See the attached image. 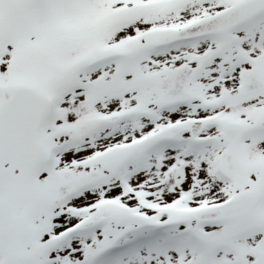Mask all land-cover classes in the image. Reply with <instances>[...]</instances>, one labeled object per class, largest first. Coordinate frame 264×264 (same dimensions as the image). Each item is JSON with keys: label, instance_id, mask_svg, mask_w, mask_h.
I'll return each instance as SVG.
<instances>
[{"label": "snow or ice", "instance_id": "snow-or-ice-1", "mask_svg": "<svg viewBox=\"0 0 264 264\" xmlns=\"http://www.w3.org/2000/svg\"><path fill=\"white\" fill-rule=\"evenodd\" d=\"M0 264H264V0H0Z\"/></svg>", "mask_w": 264, "mask_h": 264}]
</instances>
